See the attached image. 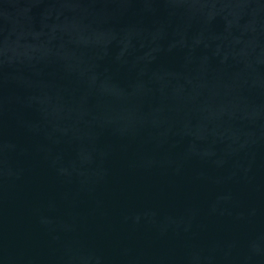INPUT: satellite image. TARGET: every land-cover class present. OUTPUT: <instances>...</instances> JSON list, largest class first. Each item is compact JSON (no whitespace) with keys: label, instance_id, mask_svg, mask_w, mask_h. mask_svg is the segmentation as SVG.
<instances>
[{"label":"water","instance_id":"water-1","mask_svg":"<svg viewBox=\"0 0 264 264\" xmlns=\"http://www.w3.org/2000/svg\"><path fill=\"white\" fill-rule=\"evenodd\" d=\"M0 264H264V0H0Z\"/></svg>","mask_w":264,"mask_h":264}]
</instances>
